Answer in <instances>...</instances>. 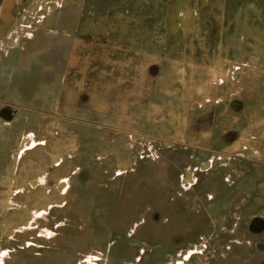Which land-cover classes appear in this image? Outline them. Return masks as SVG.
Returning <instances> with one entry per match:
<instances>
[{
    "label": "rangeland",
    "instance_id": "374dc122",
    "mask_svg": "<svg viewBox=\"0 0 264 264\" xmlns=\"http://www.w3.org/2000/svg\"><path fill=\"white\" fill-rule=\"evenodd\" d=\"M13 1L0 264H264V0Z\"/></svg>",
    "mask_w": 264,
    "mask_h": 264
},
{
    "label": "crops",
    "instance_id": "0c3cea01",
    "mask_svg": "<svg viewBox=\"0 0 264 264\" xmlns=\"http://www.w3.org/2000/svg\"><path fill=\"white\" fill-rule=\"evenodd\" d=\"M12 5H13V7L16 5L15 1H13V0H0V9L1 10H5ZM0 20H1V14H0Z\"/></svg>",
    "mask_w": 264,
    "mask_h": 264
},
{
    "label": "flooded vegetation",
    "instance_id": "af4514ba",
    "mask_svg": "<svg viewBox=\"0 0 264 264\" xmlns=\"http://www.w3.org/2000/svg\"><path fill=\"white\" fill-rule=\"evenodd\" d=\"M2 177H4V175H0V180H4ZM5 181V184H2L1 182H0V191H1V193H3V191L5 190V187H7L8 186V184H6L7 183V180H4ZM1 199H2V196H1V194H0V201H1Z\"/></svg>",
    "mask_w": 264,
    "mask_h": 264
}]
</instances>
